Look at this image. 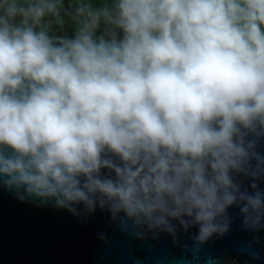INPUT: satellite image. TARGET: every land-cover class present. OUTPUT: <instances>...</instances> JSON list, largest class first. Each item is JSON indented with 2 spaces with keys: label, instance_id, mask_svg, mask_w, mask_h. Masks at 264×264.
<instances>
[{
  "label": "clouds",
  "instance_id": "1",
  "mask_svg": "<svg viewBox=\"0 0 264 264\" xmlns=\"http://www.w3.org/2000/svg\"><path fill=\"white\" fill-rule=\"evenodd\" d=\"M261 137L264 0H0V187L20 202L106 209L136 238L201 244L233 206L256 230Z\"/></svg>",
  "mask_w": 264,
  "mask_h": 264
},
{
  "label": "water",
  "instance_id": "2",
  "mask_svg": "<svg viewBox=\"0 0 264 264\" xmlns=\"http://www.w3.org/2000/svg\"><path fill=\"white\" fill-rule=\"evenodd\" d=\"M256 151L264 155V137ZM257 183L264 190V175ZM38 203L20 202L0 187V264H264V227H244L235 206L229 209V231L198 244L195 226L187 232L178 227L175 238L165 232L158 239L151 233L136 238L121 231L106 209L97 208L81 221L64 209Z\"/></svg>",
  "mask_w": 264,
  "mask_h": 264
},
{
  "label": "trees",
  "instance_id": "3",
  "mask_svg": "<svg viewBox=\"0 0 264 264\" xmlns=\"http://www.w3.org/2000/svg\"><path fill=\"white\" fill-rule=\"evenodd\" d=\"M100 0H94V3H99ZM68 5V0H65V6L67 7ZM63 15V13H62ZM103 31V25H101V28L97 31V35H100V33ZM53 32L56 35L59 36H64L67 35L68 37H73L74 36V27L71 24V21H66V23L62 26H54ZM120 38H122V32L119 33Z\"/></svg>",
  "mask_w": 264,
  "mask_h": 264
}]
</instances>
